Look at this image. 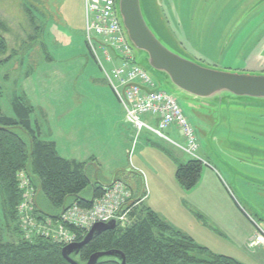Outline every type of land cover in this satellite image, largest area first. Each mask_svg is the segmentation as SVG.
Here are the masks:
<instances>
[{
    "label": "rangeland",
    "instance_id": "374dc122",
    "mask_svg": "<svg viewBox=\"0 0 264 264\" xmlns=\"http://www.w3.org/2000/svg\"><path fill=\"white\" fill-rule=\"evenodd\" d=\"M142 5L154 33L179 55L217 70L264 74V0H142ZM0 33L7 41L0 61L13 56L0 67V103L5 115L15 116L16 96L44 106L45 119L40 110L31 117L34 128L41 119L44 139L54 137L50 130L55 128L56 116L66 117L76 126L86 121L89 128L79 131L73 145L80 152H97L104 163L107 161L89 165L93 182L115 178V169L110 167L123 165L124 157L122 161L118 157L125 149L127 167L123 170L138 174L142 183V193L136 196V188L125 182L136 199L143 195L145 205L156 206L150 199L145 201L146 195L151 187L168 184L164 186L173 187L174 196L168 192L170 187L165 188L168 199L160 205L165 203L169 218L186 217L182 226L201 237L216 254L264 264V251L253 250L241 239L251 226L264 230V100L242 97L220 101L195 96L174 85L164 72L150 65L142 51L133 48L136 63L148 71L157 89L176 98L196 130L197 154L203 161L201 181L191 192L182 188L180 194L176 157L185 160L190 156L146 129L136 136L133 125L126 122L122 104L117 96L113 100L109 92L113 89L86 44L85 0H0ZM105 66L111 69L109 63ZM111 115L118 119L116 127L111 123V131L104 132L110 120L106 117ZM12 130L31 146L25 129ZM166 133L182 140L175 130ZM212 179H218L221 190L218 186L213 190ZM91 192L89 187L82 197L90 198ZM68 202L63 209L56 208L39 187L35 188L32 215L36 227L31 240L41 236L60 242L65 228L62 214L72 205ZM217 205L224 213L242 212L247 220L236 217L231 224L222 220L219 225L205 215L214 214ZM19 226L22 229L20 220ZM3 238L19 241L13 225L4 228Z\"/></svg>",
    "mask_w": 264,
    "mask_h": 264
},
{
    "label": "trees",
    "instance_id": "16d2710c",
    "mask_svg": "<svg viewBox=\"0 0 264 264\" xmlns=\"http://www.w3.org/2000/svg\"><path fill=\"white\" fill-rule=\"evenodd\" d=\"M86 44L94 57L87 40ZM6 51L7 41L0 33V54ZM12 57L0 61V67ZM13 109L15 116H7L0 103V264H70L62 253L65 244L41 236L27 239L20 229L17 208L23 193L19 188V173L26 172L32 185L39 187L59 209L66 207L69 200L71 204L92 207L103 195L105 185L90 179L89 162L63 158L55 142L41 138L39 129L34 128L31 121L34 107L26 97L16 96ZM15 127L29 133L30 147L12 130ZM202 170L203 162L190 158L185 163H178L176 179L184 189L191 190L200 181ZM89 187L92 197H82ZM129 206L132 209L130 222L96 235L76 257L80 263H86L96 252L119 250L124 253L126 264H245L198 244L147 207L142 196L134 197ZM7 225L14 226L19 241L4 240ZM66 227L77 235L76 241H81L88 232L73 225ZM98 264H120V261L106 257Z\"/></svg>",
    "mask_w": 264,
    "mask_h": 264
},
{
    "label": "built area",
    "instance_id": "2783aa9c",
    "mask_svg": "<svg viewBox=\"0 0 264 264\" xmlns=\"http://www.w3.org/2000/svg\"><path fill=\"white\" fill-rule=\"evenodd\" d=\"M85 8L86 40L122 104L126 121L137 131L136 136L146 129L171 142L190 158L202 161L197 154L199 141L196 130L176 98L157 89L148 71L136 63L133 47L120 20L117 0H85ZM105 62L109 63L111 69L105 66ZM168 130L179 132L182 140L171 138L166 133ZM19 188L23 193L18 206L19 220L24 236L29 239L36 227L32 215L35 188L24 171L19 173ZM133 201V191L125 182L118 180L104 186L103 195L95 200L92 207L85 208L75 203L65 209L62 214L65 228L60 242L69 244L77 239V235L66 225L89 230L97 222L116 219L118 225L125 226L130 222L132 209L129 205ZM256 244H264V233L261 231L249 242L250 247Z\"/></svg>",
    "mask_w": 264,
    "mask_h": 264
},
{
    "label": "water",
    "instance_id": "95a60500",
    "mask_svg": "<svg viewBox=\"0 0 264 264\" xmlns=\"http://www.w3.org/2000/svg\"><path fill=\"white\" fill-rule=\"evenodd\" d=\"M118 12L124 31L133 48L142 51L150 65L164 72L178 88L201 98L248 97L264 100V74L235 73L205 67L169 49L154 33L144 13L142 0H117ZM118 221L97 222L81 241L65 245L63 256L70 264H98L102 258L115 257L126 264L119 250L100 251L92 254L86 263L76 257L96 235L115 229Z\"/></svg>",
    "mask_w": 264,
    "mask_h": 264
},
{
    "label": "crops",
    "instance_id": "0c3cea01",
    "mask_svg": "<svg viewBox=\"0 0 264 264\" xmlns=\"http://www.w3.org/2000/svg\"><path fill=\"white\" fill-rule=\"evenodd\" d=\"M109 92L111 93L113 100H116V97H114V96H116V94L114 93V91L109 89ZM24 97H26V96H24ZM30 103L34 107V111L40 110L41 117L45 119V117L47 115L46 108L44 106H37V105L33 104L32 102H30ZM60 103H61V101H60ZM108 118L110 119L109 121L107 120V122H109V124H108L107 127L106 126L103 127L104 132H106V130H110L111 129V127H112V125H110L111 123H113V125L115 126V122H116V120H118L117 118H115V116L113 117L112 115L110 117H106V119H108ZM69 121L70 120L67 119L66 117L57 118V116H56L55 117V123H54L55 128H54V130H50V133L54 134V137L53 138H50V139H44V138H42V133L43 132H42V128H41V119L40 118L37 119V127L36 128L39 129L40 136H41V138L43 140L55 142L56 149H57L58 153L60 154V156H62L63 158H66V159H69V160H77V161H81V162L87 161V162H89V165L90 164H98V165L105 164L107 161H105V163H104V159L97 152H93V151L80 152L77 148H75V145H73L74 142H75V140H76L77 134H80L79 131L80 130H83V129H87V127H88L89 124L86 121H82L78 126H76L75 123H71L72 121L71 122H69ZM83 123H85V124L82 125ZM92 128H94V127H92ZM117 128L120 129V127L118 125H117ZM107 136H110V134H108ZM65 142H70L71 143V146L69 147L68 146L69 144L68 143H65ZM62 149H63V151H62ZM110 154H111V156H113V153H110ZM123 157H124L123 165H121L119 167H115V168L114 167H110V170L111 171H113L115 169L114 170L115 178L112 179V180H110V181H108V182H105L103 184L104 185H108V184H111V183H113V182H115L117 180H121V181H124L127 184L129 183L130 185H132L133 187H135L136 190H137V192L139 193V191L141 192V187L140 186H142L141 185L142 183L140 181V178L138 177L139 175L136 174L135 172L130 171V170L129 171L123 170L124 168L127 167L126 166V163H125V157H126L125 149H122L121 150L120 156L118 158H119L120 161H122ZM176 159H177L176 160L177 163H185V162H187L189 160V158L183 160V158L181 156H179V155H177ZM177 167H178V164H177ZM211 182L214 183V186L212 184V186L214 188L213 190L217 189L215 186H218V188H220V190H221V188H222L221 186L222 185L219 183L218 179H214V180L212 179ZM211 182H209V183H211ZM198 184H199V182H198ZM198 184L194 188H196L198 186ZM164 185H168V184L164 183ZM164 185H163V187L162 186L161 187L159 186V188L156 187L154 189H153V187H151L150 194H148V196L146 195V200L145 201H147V199H150L153 203H157V205L155 206V204L153 205V204H150V203L149 204L146 203L147 204L146 206L147 207H150L160 217H162L164 220H166L167 222H169L174 228H176L179 231H182V232L186 233L187 235H189L192 238H194V240L197 243L199 241L198 244H200V245L203 244L202 246H205V247L208 248V246H207L208 244H206V242H204L201 237H200V239L197 238L196 235L194 234V232H190L187 228H185L184 226H182V224L184 223L186 217L183 218V216H182L180 218H171V217L169 218L167 216V214H169L168 213L169 211L167 210L165 203H163L162 205H160L161 202H167V199H168V196L165 193V188H169L170 186H166L165 187ZM179 186H181V185L179 184ZM174 187H175V185H174ZM177 188H178V192L180 191V194H182L181 192H182V188L183 187L181 186V187H177ZM193 189L188 190V192H191ZM184 190H186V189H184ZM169 191L174 196V194H173V191H174L173 187H170V189H168V192ZM134 193H135L136 196H139L140 195V193L137 194L135 190H134ZM156 194L157 195H160L158 199L155 198V195ZM91 197H92V195H91ZM226 199H227V197H226ZM217 208H218V210H216L214 214H210V213L208 214L206 212L205 215L207 217H212V218H209V219L211 221H215V223H217L219 225H220V223H222L221 222L222 220L223 221H227L228 220L229 223L231 224V220L235 219L236 217H239L242 221L243 220H247L246 216L242 212L240 213L238 211L239 215H238L237 211H235V213H233V212L232 213H226V212L224 213L223 211H221L222 210V207H220V206L217 205ZM192 213L195 214L193 211H192ZM173 214H175V213H173ZM198 220H200V219H198ZM188 221H191V220L188 219ZM190 226H193V224H191ZM221 227L223 228V230H226V228L224 226H221ZM258 230H261V232L264 233L263 228L262 229L257 228V230H256V229H253L252 226H251V229L249 228L248 233L246 235H244L243 237H241V239H243V242H245L246 244L249 243L251 240H253L255 238V236L257 235V233L260 232ZM200 232L203 234V231L201 229H200ZM237 235L238 234H236V236ZM248 246H249V244H248ZM253 248H254L253 250L262 249L264 251V244H256ZM254 253L257 254L258 251H256V252L254 251ZM227 256H229V255H227ZM230 257H232V256H230ZM245 264H248V263H245Z\"/></svg>",
    "mask_w": 264,
    "mask_h": 264
}]
</instances>
